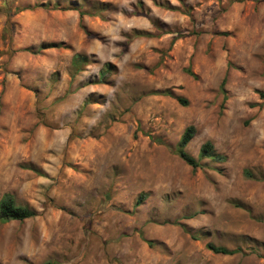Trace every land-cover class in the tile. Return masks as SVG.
Returning a JSON list of instances; mask_svg holds the SVG:
<instances>
[{"label": "rangeland", "instance_id": "374dc122", "mask_svg": "<svg viewBox=\"0 0 264 264\" xmlns=\"http://www.w3.org/2000/svg\"><path fill=\"white\" fill-rule=\"evenodd\" d=\"M260 92L264 0H0V264H264Z\"/></svg>", "mask_w": 264, "mask_h": 264}, {"label": "trees", "instance_id": "16d2710c", "mask_svg": "<svg viewBox=\"0 0 264 264\" xmlns=\"http://www.w3.org/2000/svg\"><path fill=\"white\" fill-rule=\"evenodd\" d=\"M25 9L29 8H18L16 11H23ZM141 35H147L151 37L150 34H141ZM173 43V41H172ZM47 47H53V45L49 46H42V49H46ZM84 58H82L80 55H76L73 60V68L75 70H79L80 65L84 62ZM111 64H106L105 69L103 70V77H104V72L111 71ZM187 72L191 75H193L190 71V69L187 70ZM226 85V79L223 80L222 82V90L225 89ZM159 94L162 95H168L174 97L181 105L187 106L188 101L181 97V96H174L173 93L169 90L163 91V92H158ZM260 97L264 102V92H260ZM195 128L193 126L188 127L183 135L181 136L175 153L189 166H191L194 170L201 168L203 166L202 161L205 159H209L212 161H220L224 160L225 157L221 154H219L213 144L211 142H206L200 149L199 155L197 158L191 156L187 151L186 147L190 143V141L194 138L195 136ZM158 143H161L158 141ZM248 176H250L249 173H247ZM145 195H142L137 203L135 204V207H137L139 204L142 203L143 198ZM36 216V212L28 207H21L16 204L14 198L11 195H4L2 199L0 200V222L1 223H6L10 221H23L26 219H30L32 217ZM207 248L212 251L215 254H222V255H235L240 253L242 250L241 249H228L223 246H217L212 243L207 244ZM42 264H56L54 261H46Z\"/></svg>", "mask_w": 264, "mask_h": 264}]
</instances>
